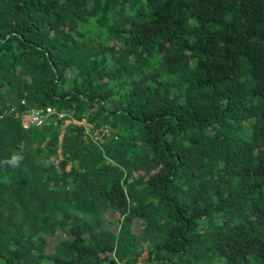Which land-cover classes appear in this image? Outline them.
Returning a JSON list of instances; mask_svg holds the SVG:
<instances>
[{"label":"trees","instance_id":"1","mask_svg":"<svg viewBox=\"0 0 264 264\" xmlns=\"http://www.w3.org/2000/svg\"><path fill=\"white\" fill-rule=\"evenodd\" d=\"M16 152L0 264H264V0H0Z\"/></svg>","mask_w":264,"mask_h":264},{"label":"built area","instance_id":"2","mask_svg":"<svg viewBox=\"0 0 264 264\" xmlns=\"http://www.w3.org/2000/svg\"><path fill=\"white\" fill-rule=\"evenodd\" d=\"M24 104V101L21 102V105ZM15 108L10 107L9 111L12 112ZM54 112V109L50 106L43 107V108H32L30 110H26L23 113H21V125L24 129H27L31 126L39 127L45 120ZM59 116L62 117V114H59ZM89 130V129H88ZM101 134H105L103 130ZM98 134V132L94 131L92 134L95 137Z\"/></svg>","mask_w":264,"mask_h":264},{"label":"clouds","instance_id":"3","mask_svg":"<svg viewBox=\"0 0 264 264\" xmlns=\"http://www.w3.org/2000/svg\"><path fill=\"white\" fill-rule=\"evenodd\" d=\"M21 152L23 151L24 145L23 143L20 145ZM21 152H16L11 155L10 158L5 159L3 161H0V164H3L5 166H9L12 168H16L20 166V162L23 159V156L21 155Z\"/></svg>","mask_w":264,"mask_h":264},{"label":"rangeland","instance_id":"4","mask_svg":"<svg viewBox=\"0 0 264 264\" xmlns=\"http://www.w3.org/2000/svg\"><path fill=\"white\" fill-rule=\"evenodd\" d=\"M65 122H67V121H65ZM86 125V124H85ZM100 130H103V132L104 133H106L107 132V130H108V128H106V127H100V128H98V129H96L95 130V132L97 131L98 132V134L94 137L93 136V140H98L99 138H100V135H101V133H102V131H100ZM100 133V134H99ZM106 217H108V215H106ZM52 243H53V241L51 240L50 242H49V248L48 249H50V246L52 245ZM52 247V246H51Z\"/></svg>","mask_w":264,"mask_h":264},{"label":"crops","instance_id":"5","mask_svg":"<svg viewBox=\"0 0 264 264\" xmlns=\"http://www.w3.org/2000/svg\"><path fill=\"white\" fill-rule=\"evenodd\" d=\"M21 102H22V101H21ZM20 105H21V103H20ZM11 107L17 108V106H11ZM30 109H32V108H29V109H26V110L28 111V110H30ZM26 110H24V111H26ZM24 111H22L21 113H23ZM21 113H20V122H21V115H22ZM67 122H68V121H67Z\"/></svg>","mask_w":264,"mask_h":264}]
</instances>
